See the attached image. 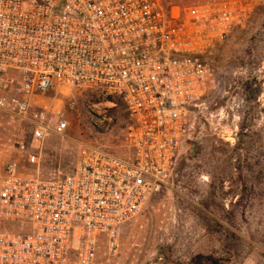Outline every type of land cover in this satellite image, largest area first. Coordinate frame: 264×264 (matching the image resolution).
Returning <instances> with one entry per match:
<instances>
[{"label":"built area","instance_id":"built-area-1","mask_svg":"<svg viewBox=\"0 0 264 264\" xmlns=\"http://www.w3.org/2000/svg\"><path fill=\"white\" fill-rule=\"evenodd\" d=\"M264 0H209L169 14L159 0H0V115L34 142L67 122L37 104L68 87L119 100L125 156L80 146L71 174L42 180L18 160L0 181V264H94L171 179L204 106L210 48ZM107 102L111 105L113 103ZM101 105V104H100ZM107 110L96 111L98 126ZM17 153L38 167L33 148Z\"/></svg>","mask_w":264,"mask_h":264},{"label":"rangeland","instance_id":"rangeland-1","mask_svg":"<svg viewBox=\"0 0 264 264\" xmlns=\"http://www.w3.org/2000/svg\"><path fill=\"white\" fill-rule=\"evenodd\" d=\"M159 1L178 14L209 0ZM202 60L210 69L202 114L171 179L121 227L116 252L99 241L94 264H264V4L250 6ZM37 104L67 129L34 142L0 115V181L13 160L42 180L69 175L82 145L126 155L128 115L119 100L60 87ZM99 109L107 110V130L97 124ZM20 142L33 148L38 167L21 159ZM4 231L17 228L0 218Z\"/></svg>","mask_w":264,"mask_h":264},{"label":"water","instance_id":"water-1","mask_svg":"<svg viewBox=\"0 0 264 264\" xmlns=\"http://www.w3.org/2000/svg\"><path fill=\"white\" fill-rule=\"evenodd\" d=\"M194 147H195V144L194 143H191V152H193V149H194Z\"/></svg>","mask_w":264,"mask_h":264}]
</instances>
